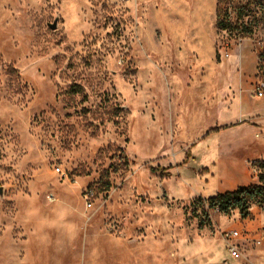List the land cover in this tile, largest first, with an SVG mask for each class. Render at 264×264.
Returning a JSON list of instances; mask_svg holds the SVG:
<instances>
[{
	"label": "rangeland",
	"instance_id": "374dc122",
	"mask_svg": "<svg viewBox=\"0 0 264 264\" xmlns=\"http://www.w3.org/2000/svg\"><path fill=\"white\" fill-rule=\"evenodd\" d=\"M261 1L0 0V264H264V208L192 205L259 184Z\"/></svg>",
	"mask_w": 264,
	"mask_h": 264
},
{
	"label": "trees",
	"instance_id": "16d2710c",
	"mask_svg": "<svg viewBox=\"0 0 264 264\" xmlns=\"http://www.w3.org/2000/svg\"><path fill=\"white\" fill-rule=\"evenodd\" d=\"M261 0H219L217 10V28L234 39L244 40L252 37L258 20L254 8L262 6ZM254 6V7H252ZM228 128L211 130L209 134L218 133ZM259 184L236 191L218 194L208 200L200 199L193 205V216L200 218L202 224L210 225L209 210L217 211L225 216L238 213L242 220L251 218L254 206L264 208V163L258 164Z\"/></svg>",
	"mask_w": 264,
	"mask_h": 264
},
{
	"label": "built area",
	"instance_id": "2783aa9c",
	"mask_svg": "<svg viewBox=\"0 0 264 264\" xmlns=\"http://www.w3.org/2000/svg\"><path fill=\"white\" fill-rule=\"evenodd\" d=\"M256 96L258 98L264 97V86H259L256 88ZM230 256L234 260H239L241 258V254L237 248L231 247L230 248Z\"/></svg>",
	"mask_w": 264,
	"mask_h": 264
},
{
	"label": "water",
	"instance_id": "95a60500",
	"mask_svg": "<svg viewBox=\"0 0 264 264\" xmlns=\"http://www.w3.org/2000/svg\"><path fill=\"white\" fill-rule=\"evenodd\" d=\"M52 28H53V29H56V28H57V26H56V25H54Z\"/></svg>",
	"mask_w": 264,
	"mask_h": 264
}]
</instances>
